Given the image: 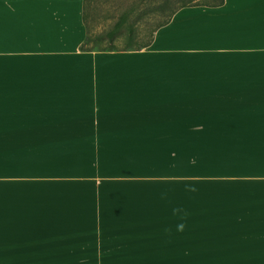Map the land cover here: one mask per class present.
<instances>
[{
  "label": "rangeland",
  "instance_id": "rangeland-1",
  "mask_svg": "<svg viewBox=\"0 0 264 264\" xmlns=\"http://www.w3.org/2000/svg\"><path fill=\"white\" fill-rule=\"evenodd\" d=\"M158 1L84 0L86 20L129 9L136 45ZM201 66L185 99L101 117L10 116L0 86V264H264V68L216 90Z\"/></svg>",
  "mask_w": 264,
  "mask_h": 264
},
{
  "label": "crops",
  "instance_id": "crops-1",
  "mask_svg": "<svg viewBox=\"0 0 264 264\" xmlns=\"http://www.w3.org/2000/svg\"><path fill=\"white\" fill-rule=\"evenodd\" d=\"M83 38L82 0H0V86L10 85V116L101 117L185 99L192 61L210 70L202 84L216 90L224 78L253 85L248 72L237 73L264 68V0L181 7L138 50L81 51Z\"/></svg>",
  "mask_w": 264,
  "mask_h": 264
},
{
  "label": "trees",
  "instance_id": "trees-1",
  "mask_svg": "<svg viewBox=\"0 0 264 264\" xmlns=\"http://www.w3.org/2000/svg\"><path fill=\"white\" fill-rule=\"evenodd\" d=\"M223 0H159L155 6L154 11L157 14H163L164 17L161 20L154 21V16H151L149 20H145L144 29L146 34V39L136 45L131 44V40L135 37L137 30L133 29V24L128 20L129 9L120 12L113 22L105 30H100L95 33H91V27L86 20L87 16V6L82 0V22L84 26V38L78 46V49L81 51L89 50H138L146 45H148L153 37L154 31L166 24L171 15L179 8L184 6H195V5H205V6H218L221 5ZM150 25L148 30L146 26ZM119 38H124L125 45L121 48H115L114 41ZM107 39L108 44L104 46L101 44V41Z\"/></svg>",
  "mask_w": 264,
  "mask_h": 264
}]
</instances>
